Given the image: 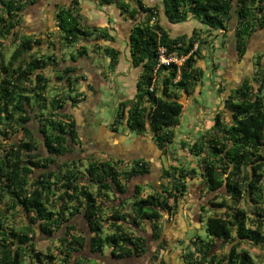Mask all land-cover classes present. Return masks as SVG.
Segmentation results:
<instances>
[{
	"label": "trees",
	"instance_id": "16d2710c",
	"mask_svg": "<svg viewBox=\"0 0 264 264\" xmlns=\"http://www.w3.org/2000/svg\"><path fill=\"white\" fill-rule=\"evenodd\" d=\"M39 1L0 0V204L7 205L0 207V264H88L86 252L104 257L108 252L113 264L141 257L147 251L142 226L149 223L160 239L164 213L176 214L190 181L197 179L216 197L205 222L207 238L189 243L185 264H258L241 245L250 243L264 251V63L258 61L255 73L228 91L223 102L228 120L218 113L201 138L193 144L181 142L180 148L197 159L196 167L177 164L169 146L184 112L180 100L196 94L204 78L199 62L209 41L196 30L172 38L160 23V6L143 0H95L101 6L115 5L134 21L128 46L132 66L141 68L136 93L119 102L111 128L118 132L122 125L137 135L152 134L158 149L173 161L163 170L159 187L150 186L154 192L144 196V186L136 184L130 203H116L134 178L151 174V165L143 159L125 165L79 155L77 121L63 110L68 100L78 103L81 78L73 76L72 67L60 66L89 57L87 43L94 40L114 72L121 51L99 44L115 38L86 25L76 6L58 5L56 29L46 36L19 33L26 11ZM161 6L169 23L195 19L208 33H224L223 43L233 40L229 33L236 19L234 48L239 57L264 30V0H161ZM10 45L15 50L6 56ZM66 46H76V53L67 58L61 53ZM160 48L166 57L184 59L182 64L159 66ZM53 80L66 84L77 98L48 97ZM222 190L226 192L220 195ZM12 212L23 214L25 225H14L7 216ZM39 233L47 238L61 233L58 252L39 251ZM166 246L163 240L159 253ZM224 247L230 249L220 252Z\"/></svg>",
	"mask_w": 264,
	"mask_h": 264
},
{
	"label": "crops",
	"instance_id": "0c3cea01",
	"mask_svg": "<svg viewBox=\"0 0 264 264\" xmlns=\"http://www.w3.org/2000/svg\"><path fill=\"white\" fill-rule=\"evenodd\" d=\"M148 1L150 3L156 2V0H148ZM55 2H56L55 8L53 11L54 24H55V10L58 5L66 6V7L76 6L80 9V12L84 17V21L86 25H88L91 28L106 30L109 32L111 36L115 38V42L102 41L99 44L103 43L104 45H111L112 47L119 49L121 53H123V49L119 43L120 40H123L124 42H128L129 35L131 33L133 26V21L126 19L122 15L118 7H116L115 5L101 6L95 0H55ZM159 20L161 23L160 18ZM38 29L41 30L47 29L46 24L42 26L38 25ZM202 29L205 30V28ZM213 33L215 35L220 34L218 35L217 39L214 41L215 46H217L219 42L218 41L219 38H224V33L220 31H214ZM183 34L190 35L191 33L185 32L184 30L182 33L179 34H177L176 32L175 36L173 37L169 33V35L172 38H175ZM41 35L46 36L47 33ZM231 35H229L230 39H231ZM231 42H233L232 45L235 47V43H236L235 36L233 37V40H231ZM229 43L230 40H228V44ZM87 45L89 46V48L93 47L96 52L94 53L92 51V53H89L90 55L89 57L79 58L75 62L70 59L66 62H61V66H60V69H64L67 66L72 67L74 69V72L72 73L73 76H77L81 78L80 88L82 87V89L78 91L80 96L78 98L75 97L76 95L70 92V90L66 87V84H61V83H57L54 85L55 91H53L52 96H49L48 94L50 91V85H49V90L47 91V95L50 98L58 94L62 99L66 96L71 95L79 100L77 104H74L72 100H68L64 108L65 112L69 114H73L77 121L81 143L80 146L77 147L76 151L79 153L80 156L95 155L96 158L99 159L100 161L117 160L124 162L125 165L126 163H131L135 160L143 159L151 165L152 172L147 177L140 178L143 181L141 183H149V186H152V184L149 182V179H151L152 177H154V175H156V178H152V180L156 181L157 185L161 184L162 182L161 176L163 170L168 169L169 168L168 165L171 166L173 164V161L170 156L163 155V153L158 149V147L152 140V134H147L145 136L138 135L139 136L138 138H135L132 140V142H129L131 141L130 139L131 132L127 130V128L125 129L126 131L124 133H120L119 128H118V132H113L111 128L112 124L110 125L108 119L100 120L96 116H93L95 114L97 104L101 102V100H103L104 95L107 96V94L105 93L109 92L111 85L114 86L117 91L121 92V94H119L117 103L118 101L132 99L134 97L136 90L134 91V93L132 94L130 93V95L129 94L125 95L123 90H121L124 87H127L126 82L128 80L135 81L134 85L136 86V83L139 78L138 76L141 73L138 70V68L133 67L131 64L129 46H128V52L126 53L128 56L127 58H124L125 62L122 63L121 65V60L122 57L124 56L123 54H121L120 63L117 69L114 72H111L109 68L107 70H104L101 67L95 66V60L93 58L96 57V55L102 54L106 58L107 63H109V58H107L104 55L102 50L93 46L94 40L88 42ZM227 48L230 50L229 46H227ZM63 52L64 51H61V53ZM227 55H228L227 56L228 59H230L231 55L229 54ZM235 55H236L234 57L235 62L233 63V67L230 65L231 69L228 70V76L235 74L236 76L241 77V80L239 81L241 82L247 76L245 77L243 61H239L240 57L237 55V52H235ZM127 66H129V69L125 72L126 70L125 68ZM229 80L230 78L228 77L227 81ZM198 115L199 114H197V120L199 121ZM212 126H213V121L209 120L201 128L195 127L194 130H192L191 132V136H187V137L180 136L179 137L180 142L178 140L174 142V144L177 145L175 147L180 148L181 142L193 144L196 140H198L204 134H206V132ZM171 150L173 151V149ZM173 152L176 155V158L180 161V163L178 162L177 164H181L182 162V164L186 166L187 163L185 162V160H183V158L188 153L183 150H176ZM164 157H167L166 162L165 160H163ZM187 160H191V159H187ZM198 188H199V192L195 200V206L202 208L203 207L202 200L204 199L203 194H205L206 192L204 190V185L198 186ZM197 210L200 213L196 217L195 216L188 217L186 215L183 217H176L177 214H175L170 218L166 217L164 222L162 220L161 224L164 227V233L160 239L155 238L153 232L151 231L150 224L146 223V225L149 227V232L151 233H149V236H146L143 233V227H142V231L140 232V235L144 236L147 239L146 253L141 257L133 256L129 259L121 261L118 264H185L183 259V253L188 248L189 243L191 241H194L196 237H201L203 239L207 238V234L204 237L203 235L200 234V230L203 228V224H206L205 222L209 216L207 217L206 220H204L202 217L203 211L199 210V208ZM163 240H166L167 246L159 253V245L163 242ZM244 244L241 245V248L246 249L243 246ZM226 249L228 251L230 248L224 247L220 250V252L225 253ZM156 255L158 257H156ZM105 256H109V255L105 254Z\"/></svg>",
	"mask_w": 264,
	"mask_h": 264
},
{
	"label": "rangeland",
	"instance_id": "374dc122",
	"mask_svg": "<svg viewBox=\"0 0 264 264\" xmlns=\"http://www.w3.org/2000/svg\"><path fill=\"white\" fill-rule=\"evenodd\" d=\"M143 2L147 5H157L160 6L161 8V24L163 27L169 31L171 36H175L176 32L177 34L182 33L184 30L185 32H190L192 33L194 30L200 32L208 41L209 44L205 46L204 51H203V56L204 59L199 62V66L205 71L204 78L202 82L198 85L196 94L186 97L183 96L181 98V103L184 105V112L182 114L181 118V125L175 129L176 131V140H179V137L183 136H191L192 130H194L195 127L201 128L203 125L207 123V121H213V118L216 114L220 113L222 117L226 120L229 119V116L227 113H225V108H224V100L226 98V95L228 91L232 88H235L237 83L241 80V77L234 75L228 76V70L231 69L230 65L233 67V63L235 62V48L232 45L233 42H230L228 44V38L225 39L226 42L223 43L224 38H219L218 45L215 46V40L217 39L218 35H215L214 33H208L206 30L203 29L201 30V26L198 23V21L191 19L187 22L181 23V24H171L168 22L166 19L165 15L163 14L162 11V6H161V0H156L155 3H150L148 0H143ZM55 0H40L35 6L29 8L26 11V19L25 22L23 23L22 27L18 29V32L21 34H27V35H41L44 33L49 34L50 32L55 30V24H54V19H53V11L55 8ZM143 15V14H142ZM140 15V20H143L145 18V15ZM127 19V18H126ZM45 22H43V21ZM130 20V19H129ZM85 23V21H84ZM134 23V21H133ZM47 29H38V25L42 26L45 25ZM235 29H236V19H233L232 25H231V39L235 36ZM206 31V32H205ZM40 32V33H38ZM218 33V32H215ZM213 43V44H212ZM120 46L123 49V54L124 56L122 57L121 60V65L122 63L125 62L124 58H127V52H128V42H124L123 40H120ZM227 46L230 47V50L227 48ZM90 53L94 50L93 47H90ZM15 50L14 45H10L7 48L6 56L11 54ZM77 51L76 46H66L64 48V54L65 56H70L75 54ZM230 51V52H229ZM230 56V59H228V55ZM10 56V55H9ZM131 57V56H130ZM259 58V59H258ZM95 60V66L101 67L104 70H107L109 68V63L106 62V58L102 54L96 55V57L93 58ZM239 61H243L244 65V73L245 77L248 75H253L255 73L256 69V63L260 61L261 65L264 63V30L257 32L250 40L249 47H248V52L244 57H240ZM127 61V60H126ZM231 62V64H230ZM255 66V67H254ZM123 68V66H122ZM125 72L129 69V66L125 68ZM138 70L141 72V68H138ZM231 71V70H230ZM219 72V74H218ZM48 74L51 75V79L54 77V73H51V71H48ZM138 76V74H137ZM140 76V74H139ZM138 76V77H139ZM230 78L229 81H227V78ZM135 81H127V87H124L123 92L125 95L130 93H134L136 90V86L134 85ZM57 84L56 82L52 81L50 84V91H49V96L53 95V91H55L54 85ZM110 87V86H109ZM259 87V85H257ZM82 89V87L79 89V91ZM116 88L111 85V88L109 89L108 93L104 95L103 100L99 102L96 106V111L93 116H96L100 120L102 119H108V122L110 123L114 110L116 107V104L118 106L119 102L117 103V100L119 98V94H121L120 91H117L116 93ZM221 91V92H220ZM127 92V93H126ZM120 100V99H119ZM65 112V109L63 110ZM93 114V113H92ZM197 114L199 121L197 120ZM203 117V118H201ZM202 119V120H200ZM31 127L37 132L36 128V121H33L31 123ZM192 127V128H191ZM126 127L120 126L119 127V132L124 133L126 130ZM128 130V129H127ZM130 131V130H129ZM131 132V131H130ZM37 136L39 135L38 132L35 133ZM194 136V135H193ZM196 136V135H195ZM139 136L135 133L131 132V141L133 139L138 138ZM129 139V140H130ZM177 141V142H178ZM176 144H173L169 146L170 149H173V151L176 150H182L181 148H176ZM175 149V150H174ZM44 151V149L41 150V152ZM67 158H70V156H67ZM167 157H164L163 160L166 162ZM191 159V160H187ZM183 160H185L186 167H193L198 164L197 159L193 158L189 154H186L184 156ZM168 167H170L168 165ZM156 178V175L154 177ZM149 179V182L152 185H156L159 187V184L157 185L156 181ZM143 182L140 177L134 178L127 186H128V191L125 195H122L118 200H116V203H120L122 201H129L133 196L134 193V188L136 184H141L144 186V196H146L149 193L154 192L151 187L149 186V183H141ZM201 180L197 179L195 181H190L189 183V191L187 195L183 198L182 202L179 205L178 210L176 211L177 216L176 217H183V216H190V217H196L199 215L200 212L199 210L203 211V219L206 220L210 214L206 213L210 210V202H214L216 193L209 194L206 192L203 194L204 199L202 200V208L195 206V200L199 192L198 186H202ZM205 187V186H204ZM205 190V188H204ZM225 190H222L220 195L225 194ZM187 197V198H186ZM185 201V202H184ZM220 201V200H219ZM243 206H247L245 203L242 204ZM0 207L6 209L7 205L6 203H1ZM249 208V206H247ZM246 207V208H247ZM206 209V210H205ZM126 212L130 213V205L126 206ZM202 214V213H201ZM212 215V214H211ZM8 218L10 221L14 224L17 225L18 227H22L25 225V220L23 217V214H14L12 213H7ZM170 218L169 215L164 213V219L163 222L165 221V218ZM76 222L78 225L81 227H84V223L81 218H77ZM143 233L146 236H149V227L144 224L143 226ZM196 232V231H195ZM197 233V232H196ZM200 234L203 235L204 237L206 236V229H205V224H203V228L200 230ZM61 233L55 234L52 238H47L40 233L37 234V249L43 253H51V252H58L57 247L59 245L58 239L61 237ZM244 248L248 249L252 255V257L257 261L258 264H264V251L263 249L261 250L260 247H257L253 244H244ZM186 251V250H185ZM227 251V249H226ZM108 252H106V255ZM85 255L90 258V262L88 264H113L112 262L109 261L110 257L109 256H98V255H93L90 252H86ZM109 255V254H108Z\"/></svg>",
	"mask_w": 264,
	"mask_h": 264
},
{
	"label": "built area",
	"instance_id": "2783aa9c",
	"mask_svg": "<svg viewBox=\"0 0 264 264\" xmlns=\"http://www.w3.org/2000/svg\"><path fill=\"white\" fill-rule=\"evenodd\" d=\"M164 48H160V58H159V66L160 65H170L171 63H176L178 65H181L184 59H178L175 56L173 57H166Z\"/></svg>",
	"mask_w": 264,
	"mask_h": 264
},
{
	"label": "water",
	"instance_id": "95a60500",
	"mask_svg": "<svg viewBox=\"0 0 264 264\" xmlns=\"http://www.w3.org/2000/svg\"><path fill=\"white\" fill-rule=\"evenodd\" d=\"M115 114H116V108H115V110H114L113 118H112V120H111V122H110V125H111V124L113 123V121H114ZM110 125H109V128H110Z\"/></svg>",
	"mask_w": 264,
	"mask_h": 264
}]
</instances>
